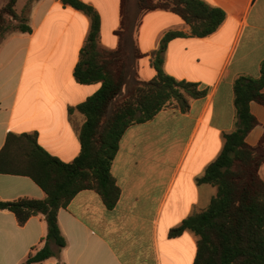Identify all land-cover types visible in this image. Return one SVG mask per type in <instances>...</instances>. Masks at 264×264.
Listing matches in <instances>:
<instances>
[{"label": "crops", "instance_id": "obj_1", "mask_svg": "<svg viewBox=\"0 0 264 264\" xmlns=\"http://www.w3.org/2000/svg\"><path fill=\"white\" fill-rule=\"evenodd\" d=\"M80 1L100 17L99 47L115 49L119 0ZM202 1L224 12L223 23L207 37L173 38L162 62L167 75L194 84L202 96L190 99L184 112L163 108L150 121L125 129L110 169L119 190L114 207L105 208L91 190L78 192L57 211L64 246L49 243L53 256L40 264H193L197 237L184 231L171 238L169 231L203 212L215 195V187L197 179L221 151L223 134L235 127L234 79L257 78L264 61V0ZM25 5L14 8L30 32L11 31L0 43V150L7 134H30L49 155L70 163L80 153L85 121L76 106L100 88L73 77L89 20L61 0H25ZM128 30L123 34L127 85L151 80V53L167 32L187 34L188 26L157 10L140 16L130 40ZM249 112L257 125L245 143L254 147L264 134V105L250 102ZM259 176L264 178V162ZM18 198L42 200L45 194L28 177L0 174V201ZM45 236L42 215L20 226L11 212L0 210V264H21L44 246Z\"/></svg>", "mask_w": 264, "mask_h": 264}, {"label": "trees", "instance_id": "obj_2", "mask_svg": "<svg viewBox=\"0 0 264 264\" xmlns=\"http://www.w3.org/2000/svg\"><path fill=\"white\" fill-rule=\"evenodd\" d=\"M15 3L16 0H5L0 7V43L10 30L30 32L27 19L15 12ZM61 3L82 12L89 20L73 77L81 85L100 83V88L76 106L85 121L79 131L80 153L72 162L64 163L49 155L37 144L35 135L9 133L5 138L0 150V174L28 177L45 194L42 200L0 201V210L11 212L20 226L37 214L45 221L44 246L29 253L21 264H40L53 256L49 243L64 246L57 211L78 192L91 190L99 195L105 208L114 207L119 190L110 169L125 129L150 121L163 108L173 106L184 112L190 99L202 96L194 84L177 81L162 70L167 43L187 35L207 37L225 19L222 10L202 0H119L120 24L114 32L118 42L115 49L107 50L98 45V13L80 0ZM132 7L141 15L157 10L171 12L188 26V33L167 32L151 53L153 78L127 85L122 39ZM135 56H140L137 49ZM232 89L235 127L223 134L221 151L197 179L199 184L215 187L216 193L203 212L187 217L169 231L171 238L184 231L197 237L193 264H264V178L259 176L264 162V134L254 147L245 143L246 135L257 125L249 103L264 105V61L257 78L239 76Z\"/></svg>", "mask_w": 264, "mask_h": 264}, {"label": "rangeland", "instance_id": "obj_3", "mask_svg": "<svg viewBox=\"0 0 264 264\" xmlns=\"http://www.w3.org/2000/svg\"><path fill=\"white\" fill-rule=\"evenodd\" d=\"M3 1L4 0H0V5L3 3ZM25 5V0H17V2H16V5H15V8H16V10L18 11L19 9H21L22 8V6H24ZM128 15H129V17H130V20H129V22H128V27H129V29L130 30H128L129 32V35H130V37H129V40H130V38H132V34L134 33V32H132V30H134V28L138 25V23H139V20H140V16H141V14H138V11L136 10V9H134L133 7L131 8V10H130V12L128 13ZM135 18V19H134ZM14 25V24H13ZM10 32H11V30H10ZM122 44H123V39H122ZM130 45V44H129ZM123 48H124V46H123ZM129 51H131L132 52V47L130 46L129 47ZM125 50V49H124ZM126 61V60H125ZM132 62V59H130V63ZM129 67V66H128ZM132 67V66H131ZM131 67H130V69H131Z\"/></svg>", "mask_w": 264, "mask_h": 264}]
</instances>
